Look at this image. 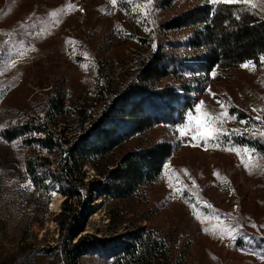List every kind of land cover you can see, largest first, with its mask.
<instances>
[{
	"label": "rangeland",
	"instance_id": "rangeland-1",
	"mask_svg": "<svg viewBox=\"0 0 264 264\" xmlns=\"http://www.w3.org/2000/svg\"><path fill=\"white\" fill-rule=\"evenodd\" d=\"M237 3L264 14V0H0V264H64L56 218L65 196L56 184L34 183L23 135L9 139L6 132L46 117L58 94L63 109H52L49 119L57 130L74 127L72 98H94L108 79L126 82L141 56L157 50L167 54L166 75L151 80L152 93L138 97L147 104L136 112L148 128L119 121V146L98 169L87 163L83 171L86 180L107 184L100 172L114 167L109 161L140 158L158 143L171 148L160 173L148 174L131 196H103L97 185L82 206V234L118 239L75 264H126L123 249L142 228L160 242L144 264H264V154L252 138L264 136V32L238 52L231 48L228 66L206 71L207 47L192 44L205 25L165 27L196 8L207 7L211 18L217 7Z\"/></svg>",
	"mask_w": 264,
	"mask_h": 264
},
{
	"label": "trees",
	"instance_id": "trees-1",
	"mask_svg": "<svg viewBox=\"0 0 264 264\" xmlns=\"http://www.w3.org/2000/svg\"><path fill=\"white\" fill-rule=\"evenodd\" d=\"M208 15L207 7H199L165 24L167 29L188 28L197 23L205 25V33L197 34L198 37L192 44L195 47H207L201 58V65L206 71L216 65L228 66L224 61L232 52L231 48L242 49L241 46L245 42H252L264 32V14L245 4L217 7L211 18H208ZM238 48L233 51L238 52ZM244 48L249 50V47ZM166 56L162 50L141 56L140 69L136 75L127 78L126 82L108 79L106 84H98L94 98H87L82 102L79 98H72L71 112L76 118L74 127L57 130L56 125L49 119L52 109H63L64 100L58 94L49 100L46 117H32L18 129L6 132L9 139L23 135V145L29 151L26 156L27 172L34 183L44 188H49V183L56 184L65 196L62 210L56 218L60 238V245L57 246L58 257L64 264H75L78 256L92 247L108 248L110 241L118 239L82 234L85 227L82 206H85L87 198H91L93 191H97V185L101 186L98 188L100 195H110L115 190L123 192L115 194L116 196L125 194L128 197L143 185L148 174L160 173L162 162L171 148L169 142L147 148L146 154L140 158L128 153L119 160L109 161L108 164L113 163L114 167L106 168L100 175L110 177L113 187L109 186L110 183L103 184L101 180H86L83 167L88 163L98 169V162L106 159L107 155L119 146V141L114 140L119 121L131 122L140 132L148 128L147 121L136 114L141 106L147 104L145 99L138 97L152 93L149 90L152 79L165 77L162 61ZM186 101L185 108L190 101L188 95ZM70 130H75L77 136H69ZM252 138L257 142V149L264 154V136ZM41 153L54 154L55 160H52L50 155ZM72 201L76 203L75 208H72ZM144 230L142 228L133 232L132 242H128L124 247L126 264H144L148 260L152 261L159 251L158 238L151 234L145 238L142 233ZM120 243L117 242L118 245Z\"/></svg>",
	"mask_w": 264,
	"mask_h": 264
},
{
	"label": "snow or ice",
	"instance_id": "snow-or-ice-1",
	"mask_svg": "<svg viewBox=\"0 0 264 264\" xmlns=\"http://www.w3.org/2000/svg\"><path fill=\"white\" fill-rule=\"evenodd\" d=\"M113 2H115V0H113ZM219 2H220V0H211V3H213V4H217V3H219ZM224 2H227V3H234V2H237V0H224ZM246 2H251V0H246ZM251 63H252V62H246V63H245L244 65H242V66L247 68V67L250 66ZM253 66H254V65H253ZM202 104H203V102H201V106H202ZM199 110H200V109L198 108L197 111H199ZM226 115H227V114L225 113V116H226ZM195 119H196V122H197L198 125L201 124V123H204L202 117H196ZM232 119H236V116L233 115ZM242 122H243V121H242ZM203 135H206V136H208V137H211V136L213 135V129H211V128H209V127H207V126L205 125V130H204ZM245 151H247V149H245Z\"/></svg>",
	"mask_w": 264,
	"mask_h": 264
}]
</instances>
